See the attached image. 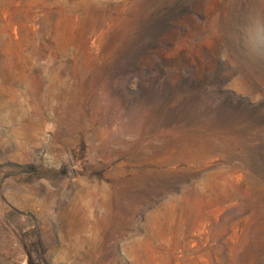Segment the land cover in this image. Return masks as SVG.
<instances>
[{"label": "rangeland", "instance_id": "1", "mask_svg": "<svg viewBox=\"0 0 264 264\" xmlns=\"http://www.w3.org/2000/svg\"><path fill=\"white\" fill-rule=\"evenodd\" d=\"M0 264H264V0H0Z\"/></svg>", "mask_w": 264, "mask_h": 264}, {"label": "bare ground", "instance_id": "2", "mask_svg": "<svg viewBox=\"0 0 264 264\" xmlns=\"http://www.w3.org/2000/svg\"><path fill=\"white\" fill-rule=\"evenodd\" d=\"M26 30H27V29H26ZM26 30H25V31H26ZM26 32H27V34L29 33L28 31H26ZM75 242H76V241H75ZM77 247H78V246H77ZM70 252H71L70 249H67V250H66V252H65V258H68V256L70 255Z\"/></svg>", "mask_w": 264, "mask_h": 264}]
</instances>
